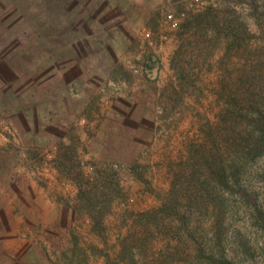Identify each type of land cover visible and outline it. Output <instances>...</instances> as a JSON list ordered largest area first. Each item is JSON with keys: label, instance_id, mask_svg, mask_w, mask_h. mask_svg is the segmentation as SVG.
I'll use <instances>...</instances> for the list:
<instances>
[{"label": "rangeland", "instance_id": "obj_1", "mask_svg": "<svg viewBox=\"0 0 264 264\" xmlns=\"http://www.w3.org/2000/svg\"><path fill=\"white\" fill-rule=\"evenodd\" d=\"M249 75L264 0H0V264H189L222 205L264 264Z\"/></svg>", "mask_w": 264, "mask_h": 264}, {"label": "trees", "instance_id": "obj_2", "mask_svg": "<svg viewBox=\"0 0 264 264\" xmlns=\"http://www.w3.org/2000/svg\"><path fill=\"white\" fill-rule=\"evenodd\" d=\"M253 77L247 76L242 81L241 87L245 88L244 92H246L244 99L248 106L245 111L253 121L252 152L255 155H262L264 154V97H262L260 86L263 87L264 77L260 75ZM249 90L250 93H248ZM231 114L232 116L234 115L233 113ZM245 187L244 184L242 189H239V186H237V189L239 191L242 190L243 199L247 204L244 208L247 220L264 230V205L261 198L258 192L249 191ZM215 211H217L216 216L218 217L214 224L215 231L208 237L206 248V242H203V246L196 249L192 260L188 261L189 264H252L253 251L250 238L239 227L234 228L231 221L227 223L224 221L227 220L225 215H229L230 212L232 215L234 209H229L222 205L221 207L218 206ZM183 227L184 225H180L176 233L182 231ZM194 235H196L195 232ZM194 239H197L196 236H194ZM228 239L233 240V248L230 255L228 254L229 250L225 246ZM182 248L183 250L185 249V247ZM177 256H179V252L174 253V263Z\"/></svg>", "mask_w": 264, "mask_h": 264}, {"label": "built area", "instance_id": "obj_3", "mask_svg": "<svg viewBox=\"0 0 264 264\" xmlns=\"http://www.w3.org/2000/svg\"><path fill=\"white\" fill-rule=\"evenodd\" d=\"M168 18H172V16L171 15H168ZM176 25V22L174 21V26Z\"/></svg>", "mask_w": 264, "mask_h": 264}]
</instances>
